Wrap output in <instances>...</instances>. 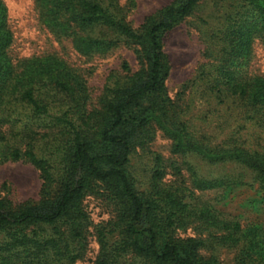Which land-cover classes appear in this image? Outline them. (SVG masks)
Returning <instances> with one entry per match:
<instances>
[{
	"label": "trees",
	"instance_id": "trees-1",
	"mask_svg": "<svg viewBox=\"0 0 264 264\" xmlns=\"http://www.w3.org/2000/svg\"><path fill=\"white\" fill-rule=\"evenodd\" d=\"M65 1L72 5L71 0H61L60 5ZM76 1L81 9L76 22L105 26L136 43L142 67L125 82L107 86L98 107L87 108L83 91L69 82L8 62L5 48L11 32L0 0V163H29L41 179L37 200L13 204L0 198V264H73L82 258L88 218L83 202L92 193L111 202L113 228L121 233L120 241L110 245L104 228L97 230L99 251L92 264H119L127 250L147 264H223L201 253L208 238L180 236L178 231L199 221L214 228L209 234L213 243L244 241L254 225L214 217L205 203L197 208L188 201L198 190L229 189L237 180L244 184L241 178L208 179L194 172L193 178L170 182L163 180L164 170L155 169L149 187L139 191L127 169L136 146L160 129L171 139L174 153L234 162L251 171L264 191V151L231 144L209 147L191 138L184 125L170 126L165 119L173 102L166 86L170 65L163 38L194 15L202 0H171L147 15L137 29L98 1ZM213 6L198 17L208 39L204 53L211 60L201 63L189 82H201L224 108L239 109L240 116L264 126V77L247 70L252 35L264 32V0H229L220 7L214 1ZM94 127V137L85 134ZM63 145V172L57 180L46 154ZM54 183L58 188L52 193ZM253 244V237L243 244L235 264H264V257L252 256Z\"/></svg>",
	"mask_w": 264,
	"mask_h": 264
},
{
	"label": "rangeland",
	"instance_id": "rangeland-1",
	"mask_svg": "<svg viewBox=\"0 0 264 264\" xmlns=\"http://www.w3.org/2000/svg\"><path fill=\"white\" fill-rule=\"evenodd\" d=\"M7 8V28L11 32L10 42L5 48L6 58L15 68L25 67L32 73L69 82L86 96L87 108L98 107L105 99L106 87L116 80L125 82L126 76L142 67L138 57L139 46L108 30L101 25H85L76 22L81 9L76 0L71 6L61 0H2ZM100 2L115 18L123 19L137 29L143 19L168 4L171 0H95ZM229 0H202L194 15L186 17L163 38V48L170 70L166 80L168 96L172 106L165 119L170 126L184 125L189 136L209 147L228 144L242 145L264 151V126L243 118L236 110H228L217 103L214 95L201 82H189L197 67L208 58L204 51L207 41L204 24L198 18ZM77 6H76V5ZM250 43V57L247 70L264 77V32L254 34ZM6 60L2 61L4 64ZM126 64L127 68L122 65ZM6 66V63L4 64ZM144 102L143 105H146ZM96 127L87 130L89 137L96 135ZM50 152L53 172L60 180L63 172L61 149ZM160 158V160H157ZM174 166L180 168L176 172ZM135 187L141 191L149 187L155 169L164 170V181H180L182 178L198 176L208 179L241 178L231 188L198 190L189 202L200 208L206 204L214 217L237 219L242 226L254 225V230L241 243L231 245L213 243L209 234L214 228L194 221L180 236L208 238L201 253L214 256L223 264H235L244 243L254 238L256 248L252 256L264 257V191L251 171L235 165L234 162L208 161L192 152L174 153L172 141L160 129H155L152 138L136 146L127 166ZM41 179L31 164L22 161L0 163V198L13 204L26 200H37L40 196ZM58 183L52 185V193ZM87 212L85 221V246L82 258L73 264H92L99 245L97 230L104 228L110 245L120 241L119 229L113 228L114 210L111 202L103 196L92 193L84 199ZM212 220V219H211ZM119 264H147L141 257L127 250L119 256Z\"/></svg>",
	"mask_w": 264,
	"mask_h": 264
}]
</instances>
